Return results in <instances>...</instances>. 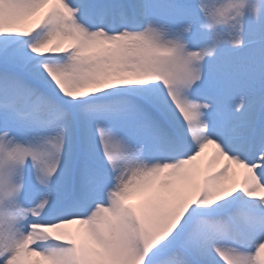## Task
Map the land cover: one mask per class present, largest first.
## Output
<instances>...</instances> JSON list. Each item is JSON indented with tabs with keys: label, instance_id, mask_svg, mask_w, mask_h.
I'll return each instance as SVG.
<instances>
[{
	"label": "snow or ice",
	"instance_id": "obj_1",
	"mask_svg": "<svg viewBox=\"0 0 264 264\" xmlns=\"http://www.w3.org/2000/svg\"><path fill=\"white\" fill-rule=\"evenodd\" d=\"M0 264H264V0H0Z\"/></svg>",
	"mask_w": 264,
	"mask_h": 264
},
{
	"label": "bare ground",
	"instance_id": "obj_2",
	"mask_svg": "<svg viewBox=\"0 0 264 264\" xmlns=\"http://www.w3.org/2000/svg\"><path fill=\"white\" fill-rule=\"evenodd\" d=\"M239 171V170H238Z\"/></svg>",
	"mask_w": 264,
	"mask_h": 264
}]
</instances>
